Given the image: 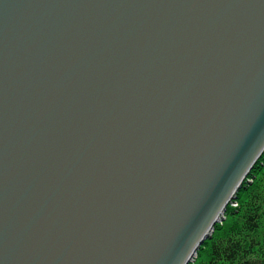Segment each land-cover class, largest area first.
I'll list each match as a JSON object with an SVG mask.
<instances>
[{
	"label": "water",
	"instance_id": "water-1",
	"mask_svg": "<svg viewBox=\"0 0 264 264\" xmlns=\"http://www.w3.org/2000/svg\"><path fill=\"white\" fill-rule=\"evenodd\" d=\"M264 151V0H0V264H191Z\"/></svg>",
	"mask_w": 264,
	"mask_h": 264
},
{
	"label": "trees",
	"instance_id": "trees-1",
	"mask_svg": "<svg viewBox=\"0 0 264 264\" xmlns=\"http://www.w3.org/2000/svg\"><path fill=\"white\" fill-rule=\"evenodd\" d=\"M224 217L191 264H264V151Z\"/></svg>",
	"mask_w": 264,
	"mask_h": 264
},
{
	"label": "rangeland",
	"instance_id": "rangeland-1",
	"mask_svg": "<svg viewBox=\"0 0 264 264\" xmlns=\"http://www.w3.org/2000/svg\"><path fill=\"white\" fill-rule=\"evenodd\" d=\"M229 205H230V203H229ZM232 205H236V204H235V202H234V203H232Z\"/></svg>",
	"mask_w": 264,
	"mask_h": 264
}]
</instances>
